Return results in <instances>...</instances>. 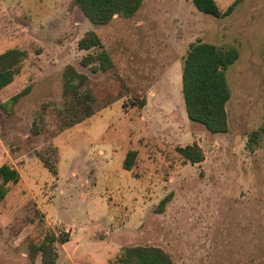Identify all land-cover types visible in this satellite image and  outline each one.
Returning <instances> with one entry per match:
<instances>
[{
    "label": "rangeland",
    "instance_id": "obj_1",
    "mask_svg": "<svg viewBox=\"0 0 264 264\" xmlns=\"http://www.w3.org/2000/svg\"><path fill=\"white\" fill-rule=\"evenodd\" d=\"M235 1L230 15L215 18L192 0H141L133 16L94 25L73 0H0V54L26 52L0 100L30 87L0 110V166L18 173L0 202V264H30L29 246L46 232L57 237L55 264H118L126 246L159 247L174 264H264V0H214L220 11ZM91 31L115 76L81 67L97 50L77 48ZM197 41L239 53L225 73L224 134L186 117L181 72ZM66 65L94 91L126 95L53 139L54 178L35 154L43 138L29 127L36 109L59 101ZM193 144L204 155L194 165L176 152Z\"/></svg>",
    "mask_w": 264,
    "mask_h": 264
},
{
    "label": "trees",
    "instance_id": "obj_2",
    "mask_svg": "<svg viewBox=\"0 0 264 264\" xmlns=\"http://www.w3.org/2000/svg\"><path fill=\"white\" fill-rule=\"evenodd\" d=\"M141 0H73L75 8L94 25H107L114 17L129 18L139 8ZM195 9L215 18L231 14L237 5L233 2L226 10L220 11L214 0H192ZM82 51L97 49L80 60L83 68H91L93 73L115 76V66L108 49H105L95 32H87L77 42ZM21 51L11 50L0 54V90L9 85L17 74L20 63L26 57ZM238 59V51L231 46H215L197 41L190 45L181 72V94L186 117L189 121L201 124L211 134H224L228 130L226 104L230 89L226 80V70ZM89 78L74 66L66 65L62 71L61 96L58 102L43 103L32 116L29 133L42 137L44 148L36 151V157L44 168L56 178L58 175V150L53 139L64 131L96 115L100 110L122 98L121 90L116 95L109 91H94ZM30 87L24 88L8 101L0 100V110L15 105L27 95ZM14 148L21 151V142L14 138ZM177 154L192 165L203 161L202 150L195 144L176 149ZM19 154V153H18ZM135 152L127 153L122 168L130 171L134 164ZM18 173L8 164L0 166V202L8 193L7 185L15 183ZM169 197L160 202L165 206ZM55 234L46 232L38 244H31L27 255L28 262L35 264L40 255V264H55L57 252ZM118 264H174L170 255L159 247L133 246L120 248Z\"/></svg>",
    "mask_w": 264,
    "mask_h": 264
},
{
    "label": "crops",
    "instance_id": "obj_3",
    "mask_svg": "<svg viewBox=\"0 0 264 264\" xmlns=\"http://www.w3.org/2000/svg\"><path fill=\"white\" fill-rule=\"evenodd\" d=\"M229 15H230V14H229ZM224 17H225V16H224ZM91 32H92V31H91ZM81 38H82V37H81ZM213 45H214V44H213ZM215 46H217V45H215ZM231 47H233V46H231ZM234 48H235V47H234ZM11 50L21 51V52H24V53L26 54L25 50H21V49H11ZM11 50H8V51H11ZM8 51H6V52H8ZM237 51H238V50H237ZM4 53H5V52H4ZM238 57H239V53H238ZM24 60H25V59H24ZM22 61H23V60H22ZM22 61H21V63H22ZM236 61H237V60H236ZM21 63H20V64H21ZM19 68H20V67H19ZM11 83H12V82H11ZM11 83H10V84H11ZM7 86H8V85H7ZM7 86H6V87H7ZM6 87H5V88H6ZM228 87H229V86H228ZM5 88H3V89H5ZM3 89H1V90H3ZM29 92H30V91H29ZM17 94H18V93H17ZM28 94H29V93H28ZM15 95H16V94H15ZM25 96H26V95H25ZM12 97H13V96H12ZM229 99H230V98H229ZM8 100H9V99H8ZM36 110H37V109H36ZM36 110H35V111H36ZM35 111H34V112H35ZM34 112H33V113H34ZM89 119H90V118H89ZM31 120H32V119H31ZM85 121H87V120H85ZM85 121H84V122H85ZM84 122H83V123H84ZM30 123H31V122H30Z\"/></svg>",
    "mask_w": 264,
    "mask_h": 264
}]
</instances>
